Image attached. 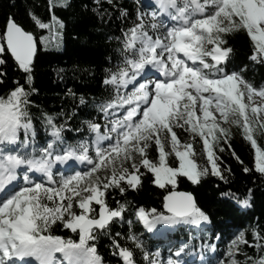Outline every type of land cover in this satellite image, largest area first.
<instances>
[{
    "label": "snow or ice",
    "instance_id": "6c2138e0",
    "mask_svg": "<svg viewBox=\"0 0 264 264\" xmlns=\"http://www.w3.org/2000/svg\"><path fill=\"white\" fill-rule=\"evenodd\" d=\"M106 2L129 26L109 37L118 47L115 65L104 69L106 95L92 98L96 114L79 127L67 120L57 123L58 116L70 120L75 115L63 110L43 113L37 125L31 112L37 92L32 75L36 38L11 14L0 29V65L10 54L24 77V84L13 80L14 87L0 95V264H104L101 237L109 238L122 264H214L204 259L206 250H215L203 239L210 217L191 193L175 188L179 177L198 184L211 175L227 183L224 172L231 169L221 166V157L231 149L232 126L250 143L255 171L264 179V147L254 138L264 130V84L247 80L244 69L229 70L235 50L228 39L245 35L248 59L264 64V0H147L135 9L134 19L114 0ZM94 3L99 6L100 0ZM67 6V0H48L49 22L32 9L28 14L39 29L63 28L54 9ZM94 11L110 15L99 7ZM66 95L76 99L71 89ZM78 100L81 106L89 104L83 94ZM67 132L79 138L70 142ZM183 134L190 140L182 142ZM201 144L206 166L194 159ZM230 155L243 164L234 150ZM144 179L165 190L162 210L139 206L126 215L127 193L141 190ZM110 192L124 199L110 205ZM221 195L247 208L252 189L244 198L231 190ZM125 224L131 248L113 237L116 226ZM136 224L154 237L186 227L202 234L201 243L194 244L191 236L187 242L173 241L178 246L175 251L169 247L165 261L159 250L146 247ZM57 229L72 235L56 234ZM252 237L254 244L241 231L223 254L227 259L215 264H264V236L254 227ZM241 245L254 247L256 255Z\"/></svg>",
    "mask_w": 264,
    "mask_h": 264
},
{
    "label": "trees",
    "instance_id": "16d2710c",
    "mask_svg": "<svg viewBox=\"0 0 264 264\" xmlns=\"http://www.w3.org/2000/svg\"><path fill=\"white\" fill-rule=\"evenodd\" d=\"M114 2L118 3L120 7L128 9L132 14L130 19H134L135 9L142 5L141 0H114ZM47 3L48 0H0V29H3L7 17L11 14L26 30L33 32L36 38L38 51L33 63L32 75L33 85L37 92L31 97L34 102L31 112L36 118L37 125H40L43 113L58 114L63 110L67 113L75 111V115L70 120L65 116H58L57 123L67 120L69 126L79 127L82 120L90 119L96 114L95 109L91 107L92 98L106 95L103 92L102 84L104 69L115 65L116 48L118 47L116 40H110L109 37L119 36L121 28L129 25H125L118 18L119 12L108 5L106 0H100L99 6L94 3V0H67L66 8L57 7L54 9L55 16L63 22L64 27L60 28L56 25L51 30L39 29L30 19L28 10L32 9L44 22H49L52 13L48 11ZM97 7L101 13L107 10L110 15L101 17L94 11ZM41 36L44 37L43 42L40 40ZM228 39L229 44L235 50L229 70L244 69L243 75L247 80L256 86L264 84V64L248 59L251 50L246 36L237 33L229 36ZM2 58L6 60V63L0 65V70L5 73L0 77V80H3V83H0V95L14 87L13 80H19L21 84H24L23 73L16 70V65L10 55H3ZM69 89L75 93V100L66 95ZM81 94L89 102L87 107L79 105L78 98ZM231 133V149L225 151L221 157L223 161L221 166L231 169L230 173L224 172L227 183L220 180L219 177L211 175L203 177L198 184H192L186 177H179L175 188L179 192L191 193L197 205L210 217V223L207 225L208 230L203 233V239L214 244L215 250H206L204 259H212L214 264L217 259H227L223 254L227 251L230 242L241 231L245 233V239L252 244L255 243L252 237V228H257L264 236V179L255 171L254 150L250 143L242 138L238 127L231 128ZM44 135L41 126L39 136L41 141ZM66 135L70 142L79 138L75 132H67ZM183 135L187 136V134ZM254 138L257 139L258 146L264 147L263 135ZM198 148L202 149V144L197 146V151ZM232 150L240 157L243 164L230 155ZM194 159L200 166L202 163L207 165L206 155L202 154V151ZM170 162L172 161L170 160ZM244 167H248L251 171L245 173ZM168 188L171 190L170 185ZM249 189H252V196L250 207L247 208L239 205L236 200L221 195V193L231 190L244 198ZM165 194L164 189L152 184L149 179H144L141 190L138 192L128 191L126 199L130 201V210L126 215L130 216L131 209L139 206H143L146 210L151 208L162 210ZM117 199L123 200L124 198L118 192L114 195L109 193L110 205L114 206ZM116 231L121 232L120 237L115 236ZM135 231L143 233L141 238L146 247L151 251L159 250L161 259L165 261L169 256V247L175 251V247L178 246L173 241L187 242L191 236L196 237L193 243L199 245L202 235L184 227L175 233H169L167 237H154L151 233L146 232L140 224L135 225ZM127 232V224L117 225L113 231V237L122 246L131 248L132 245L125 239ZM56 234L72 235L70 232L60 229L56 230ZM240 247L244 248L248 255H256L254 247L245 245ZM98 251L103 257L104 264H118L119 258L112 254L113 249L109 238H100ZM139 259L140 255L137 253V260ZM195 259L199 261L201 257L196 255ZM237 259L243 260L244 257L238 255ZM119 264H122V261H119Z\"/></svg>",
    "mask_w": 264,
    "mask_h": 264
},
{
    "label": "rangeland",
    "instance_id": "374dc122",
    "mask_svg": "<svg viewBox=\"0 0 264 264\" xmlns=\"http://www.w3.org/2000/svg\"><path fill=\"white\" fill-rule=\"evenodd\" d=\"M145 3L147 2V0H144ZM231 128H234V126H232ZM259 135H263L264 136V130H261L260 132H258L255 136H259ZM182 142H185V141H189V138L185 135L182 136V139H181ZM199 149V148H198ZM197 155L196 156H199L201 154V149H199L197 151ZM174 158H170V160L172 161ZM201 166H206L204 163L201 164Z\"/></svg>",
    "mask_w": 264,
    "mask_h": 264
},
{
    "label": "water",
    "instance_id": "95a60500",
    "mask_svg": "<svg viewBox=\"0 0 264 264\" xmlns=\"http://www.w3.org/2000/svg\"><path fill=\"white\" fill-rule=\"evenodd\" d=\"M37 51H38V46H37ZM37 51H36V53H35V55H34V58H33V63H34V61H35V58H36V54H37ZM10 55V54H9ZM11 57V56H10ZM13 60V59H12ZM14 62V61H13ZM179 192V191H178Z\"/></svg>",
    "mask_w": 264,
    "mask_h": 264
}]
</instances>
